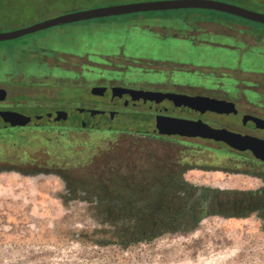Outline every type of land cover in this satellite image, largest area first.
Listing matches in <instances>:
<instances>
[{"label":"rangeland","instance_id":"rangeland-1","mask_svg":"<svg viewBox=\"0 0 264 264\" xmlns=\"http://www.w3.org/2000/svg\"><path fill=\"white\" fill-rule=\"evenodd\" d=\"M158 1L166 0H0V33ZM208 1L264 15V0ZM200 22L250 24L245 34L255 44L243 46L242 29L230 36ZM49 59L58 66L49 70ZM247 79L264 84V25L211 10L99 18L0 42V82L8 95H58L68 114L96 104L89 90L107 80L126 87L190 83L235 100L264 101L245 90L252 86ZM36 104L18 109L49 110ZM95 120L77 128L32 123L0 130V264H264L263 205L256 213L236 211L245 218L193 222L212 199L229 197L217 192L263 188L253 174L264 177V166L225 146L140 137L149 124L139 123V114ZM172 175L179 186L163 197Z\"/></svg>","mask_w":264,"mask_h":264},{"label":"flooded vegetation","instance_id":"flooded-vegetation-1","mask_svg":"<svg viewBox=\"0 0 264 264\" xmlns=\"http://www.w3.org/2000/svg\"><path fill=\"white\" fill-rule=\"evenodd\" d=\"M162 11L151 12L154 13ZM200 26L206 30H212L213 32H218L220 34L222 32L230 36L236 34V30L242 29L243 34H240V42L243 46L250 48L255 44L254 39L250 35L245 34V30L250 28V24L235 25L229 23L200 22ZM51 59H49V62L46 63L49 70L58 66V63L54 59ZM15 75L18 74H8V76ZM28 78L35 79L33 76H28ZM7 79L10 80L9 77ZM247 80L252 83V86H247L245 90L254 93L258 96V98L264 100V84L260 85V83L258 84L252 79ZM20 83L21 82H13V84ZM261 86H263V88ZM93 88L104 89V92L101 95L103 97L104 104H88V106H85L82 109L74 110V112L68 114L63 110V99L60 97L57 98L58 95H53L50 98L43 97L34 100L21 98L18 100L15 99L13 95H8V92L3 87L2 82H0V130L22 129L29 126L30 123H41L42 125H60L62 123H67L70 128H77L79 125L80 127H85L88 122H94L96 121V118L98 119L100 117H104L107 122L111 123L115 119H122L125 116L131 118L132 115L139 114L138 122L149 124V126H146L147 128H145V130L142 129V131H139V135H141L140 137L157 140L158 142L177 144L178 146L183 147H185L186 144H190L192 141H196L197 143H212L218 147L225 146L233 152L249 155L251 161L253 162L252 164L257 165L258 167L264 166V161L256 159L250 151H235L222 142H216L210 139L169 134L172 130L167 126L169 123H204L214 129H226L242 136L264 140V127L262 124L264 123V101H260L258 99L255 101H248L243 96L235 100L228 97V94L218 91L217 89L213 90L190 83L178 84L171 82H150L139 84L138 86L128 85V87H126L121 82L107 80L98 85L94 84L89 90V93ZM120 89L138 91L139 93L124 95L121 93ZM2 91L4 93H2ZM30 102L33 104L37 103L36 105H33L34 107L38 106L42 109V106H44L49 108V110L44 113L27 114L18 109L23 108L20 106L27 105V103ZM9 112L29 117L30 121L25 126L10 127L8 123L16 122L14 120L5 122V120L2 119V117ZM85 113L89 115V119L80 118ZM100 113L102 114L100 115ZM72 115H77V117L74 118ZM253 177L264 180L261 173L253 174ZM178 186L179 183L176 184L173 176L168 184L165 187H162V196L165 197L169 195L170 197L171 191L176 190ZM164 191L169 193H165ZM223 194L229 195V197L237 196L238 198H228L230 199L229 201H225L223 199H212L213 201H210L204 212L200 211L199 214L194 215L193 222L199 221L201 218L206 216L215 215L229 218H245L247 215L241 216L238 212L236 213V211L242 210L244 205L249 206V214L260 211L261 209H259V207L262 205L264 206V185L263 188L254 191L236 190L223 193L217 192L216 195ZM211 198H213V196ZM167 199H163V202ZM168 202L172 204L174 199H171V201ZM224 208L225 210H222ZM207 210H211V212H208ZM262 212L263 214L261 215V218L264 220V209ZM145 240L147 241L148 239Z\"/></svg>","mask_w":264,"mask_h":264},{"label":"water","instance_id":"water-1","mask_svg":"<svg viewBox=\"0 0 264 264\" xmlns=\"http://www.w3.org/2000/svg\"><path fill=\"white\" fill-rule=\"evenodd\" d=\"M173 9H199V10H211L220 12L223 14L235 16L242 18L256 24L264 25V15L251 12L242 8L231 6L228 4L213 2L208 0H166L150 3H138L129 4L123 6H113L100 8L89 11H82L77 13H71L66 15H60L35 25L10 31L6 33H0V42L13 40L24 35H28L37 31L44 29L72 24L82 21H89L99 18H106L112 16H119L131 13H142L151 11H162V10H173ZM121 93L124 95H131L139 93L138 91L120 89ZM104 92L103 88H93L89 93L91 97L98 98L96 104H104V100L101 96ZM2 93H4L2 91ZM102 113H100L101 115ZM5 122H10L14 120L16 123H8L10 127L13 126H25L30 121L29 117L23 116L17 113H7L2 117ZM6 124V123H4ZM32 124V123H30ZM39 124V123H34ZM263 127H264V123ZM167 126L172 130L169 134H179L187 137H200L204 139H210L216 142H222L230 149L235 151L244 152L250 151L254 157L260 161H264V140L242 136L226 129H214L204 123H192V124H179V123H169ZM1 127V126H0Z\"/></svg>","mask_w":264,"mask_h":264},{"label":"trees","instance_id":"trees-1","mask_svg":"<svg viewBox=\"0 0 264 264\" xmlns=\"http://www.w3.org/2000/svg\"><path fill=\"white\" fill-rule=\"evenodd\" d=\"M228 198H238V197H237V196H234V197H226V198H224L223 200H225V201H229L230 199H228ZM242 209H245V210L248 211L249 206H248V205H244V206L242 207Z\"/></svg>","mask_w":264,"mask_h":264}]
</instances>
